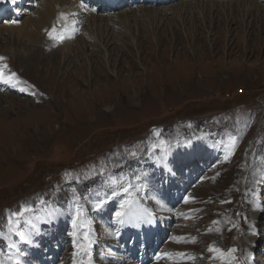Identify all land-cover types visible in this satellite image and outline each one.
<instances>
[{
	"label": "rangeland",
	"instance_id": "1",
	"mask_svg": "<svg viewBox=\"0 0 264 264\" xmlns=\"http://www.w3.org/2000/svg\"><path fill=\"white\" fill-rule=\"evenodd\" d=\"M17 1L11 19L18 20L0 22V71L22 84L0 79V264H136L117 252L124 248L114 219L125 201L146 210L143 222L156 216L166 241L172 232L163 252L189 239L178 248L195 256L185 264H211L210 248L234 264H264L262 23L249 33L217 24L191 36L189 20L169 10L152 40L142 32L136 43L121 32L105 47L86 34L100 32L102 17L111 16L110 32L121 31L120 17L133 24L142 6L156 7L90 12L77 37L45 45L59 54L29 59L49 27L33 43L19 42L17 28L40 22L45 0L34 8ZM181 2L194 4L157 8ZM56 6L57 19L65 7ZM173 206L198 211L170 223ZM127 216L132 223V209ZM74 222L77 243L85 232L92 241L87 256L73 243Z\"/></svg>",
	"mask_w": 264,
	"mask_h": 264
},
{
	"label": "bare ground",
	"instance_id": "2",
	"mask_svg": "<svg viewBox=\"0 0 264 264\" xmlns=\"http://www.w3.org/2000/svg\"><path fill=\"white\" fill-rule=\"evenodd\" d=\"M193 2L194 4L192 2L191 3L181 2L179 3V5L164 7L160 9H158L157 7L156 8H152V7L144 8L142 6L143 8L142 18L143 19L139 18V16H136L135 18H133L134 23L130 24L131 18L129 16H125L122 18L120 17L119 22L121 24V31L114 30L113 32H110L111 28L115 24L110 21L112 19L111 16L110 17L104 16L101 19L102 26L100 27V32L97 34H95V32H92V33L86 32V34H88L87 36L88 39H94V38L98 39V41L102 44L105 41L106 42L104 43L105 47H108L109 45H112L113 43H115V40H118V39L121 40V32H126L129 35H131V38H132L131 41L134 42L137 40L136 43H138L140 39L138 34L142 32L148 33L149 39L152 40V37H157V31L159 29L160 22L163 21V19L168 18L169 10H172L173 12H175V15L178 18L184 20L183 22H185V19L189 20V30L193 34L191 36H196L205 30L214 31L215 28L217 27V24H224V30L225 32H228V33L238 30L239 25L245 27L246 33H249V29H251V27L261 22L262 31L264 32V7L262 6V4H260L261 2L259 0L258 1L257 0H193ZM56 3L60 7V10L61 8L63 9L65 7L64 10H61V13L62 14L68 13L67 15L70 18L72 17L73 14L75 15L74 11H78L79 9V7H77L78 8L77 9L75 5L77 2H73L72 0H45V2H43L44 8H43V11L40 17L41 18L40 22L37 23L35 27L33 26V23L30 22V23H27L24 27L17 28L18 35H19V42H24L23 39L25 36L28 38L30 43H33L34 41L33 39L36 38V36L34 35L44 32L45 29L48 28L49 26L52 27L53 22L56 21V16H55V12L57 11ZM219 8L221 11L223 10V12L216 13V9H219ZM194 9L201 10V11H196V12L200 14L202 13L203 15L198 16L197 13L193 11ZM183 11H184V14H183ZM185 13H189L190 15H187L186 17ZM112 15H114V13ZM171 20L172 19H169V22ZM235 24H236V27H234ZM33 27L36 28L37 30L32 31ZM13 33H14V28L11 30L10 34L12 35ZM150 35H153V36L151 37ZM122 36L124 37L126 35L123 34ZM112 38L114 42L111 41ZM50 41H52L53 44H55V41L50 38L43 39V41L39 44L38 48L36 50L34 49L33 52L29 54L28 58L37 59L39 57V54H43V55L59 54V50L52 51L51 48L47 49L45 47V45H49L51 47L53 46L52 42ZM127 41L128 39L124 40L125 43ZM82 42H83V45L86 47H89V45H92V44H89L88 40L87 41L83 40ZM143 42L144 41H142V43ZM156 43H159V42H156ZM63 60L66 61V57H64ZM17 85L22 87V84H17ZM248 189H249V186H248ZM247 229H249L253 234H255L251 226ZM182 230L183 228H180L178 232ZM219 236H222L220 232H219ZM186 241H189V239H186V240L176 239L175 242H173L167 248V250L179 252L178 248L181 247L183 243H186ZM191 248H193L192 244H191ZM179 254L181 253L179 252ZM202 254L206 255L205 252L203 251H202ZM174 256L176 257V255ZM205 257H207V259L209 260L211 264H220V263L221 264H226V263L234 264L235 263L233 257L225 258L224 256H221L220 258H213L214 253L212 252L210 255L207 254ZM167 260L168 259H166L162 263H157V264H185L188 262V261L176 259L174 262L168 263ZM127 264H133V263L128 262Z\"/></svg>",
	"mask_w": 264,
	"mask_h": 264
},
{
	"label": "snow or ice",
	"instance_id": "3",
	"mask_svg": "<svg viewBox=\"0 0 264 264\" xmlns=\"http://www.w3.org/2000/svg\"><path fill=\"white\" fill-rule=\"evenodd\" d=\"M12 2H15V0H12ZM63 17V14H61ZM53 31L55 32V29H53ZM52 34L50 33V36ZM55 39H63L64 37L62 36H57V37H53ZM3 59V58H0ZM12 78H5L3 76V73L0 72V79H3L5 82L7 83H12L13 85L20 83V81L18 80V78H15V73L11 74ZM97 207H99L100 205L97 204ZM127 206V211L125 210ZM131 212V203L129 201H125L124 204L121 205V211L116 213L117 218L121 219V222H123L122 218L125 217L126 215H129ZM78 225L76 222L73 223V229L74 231L72 233H70V235H72L73 237V243L76 244L77 248L82 252L83 255L87 256L90 253L91 250V244L92 241L89 238L88 234L85 232L83 233V239L82 242L77 243L78 239L80 238V233H78L76 231ZM210 252L214 253V257L213 258H220L221 256H223V251L220 249H215V248H210L209 249ZM232 252H234L235 250H231ZM218 254V255H217ZM170 254L167 253H163L157 256V260H159L161 258V256H168ZM180 256H183L185 254H179ZM80 264H86V262L84 260L80 261Z\"/></svg>",
	"mask_w": 264,
	"mask_h": 264
}]
</instances>
